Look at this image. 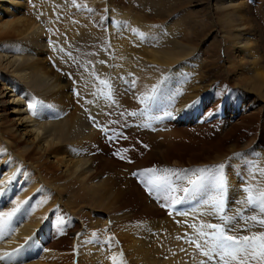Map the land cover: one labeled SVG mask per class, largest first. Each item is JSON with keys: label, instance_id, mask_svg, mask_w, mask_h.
Instances as JSON below:
<instances>
[{"label": "rangeland", "instance_id": "374dc122", "mask_svg": "<svg viewBox=\"0 0 264 264\" xmlns=\"http://www.w3.org/2000/svg\"><path fill=\"white\" fill-rule=\"evenodd\" d=\"M28 1L31 4H28V6L31 7L37 2V0ZM157 1L155 0V2ZM163 1V7L168 11L167 15L163 17L153 15L154 8L150 6L135 12V9L139 6V3L135 0H75V4L73 0L54 1L56 6L54 16H52L54 20L57 21L59 19L60 21V19L67 18L69 28L66 27V30L69 29L71 33L72 31H84L87 36L91 37L89 40L79 41L78 32L74 34L75 39L73 40L76 43H73V45L70 43L72 41L70 36L67 33L64 34L63 40L65 42L63 41L62 44L69 43L67 44L69 48L66 45L62 47V50L66 52L64 54L68 56L64 66L58 64V61L61 59H52L51 54L48 55V51L36 52L37 56L41 57L43 64L48 61L47 65L54 72L52 74L62 75L66 93L65 97H63L65 98L64 112L71 114L75 106H80L82 102H85L86 97L83 94L86 92L83 84L87 79L91 80V82L94 80V83L100 80L102 101L107 103L103 106V119L98 120L94 116L89 115L91 119L92 117L94 118V122H92L88 118L91 127L99 130L100 133H98L97 141L95 140L96 143L93 141L85 142L88 147L94 150L93 156L102 158L96 160L92 175L95 176L94 178H98L94 181L100 184V191L104 197L103 207L105 211L83 205L82 202L75 200L73 195H71L73 193L70 191L56 194L57 191L41 189L39 192V196L48 194L52 196L56 195L46 215L47 219L44 218L43 220L45 222L44 224H46L47 240L42 243V246L39 245L38 249L42 250L46 246V248L61 254L62 256L60 255L58 258L57 254L51 257V260L57 258L58 264H79V250L82 247V242L79 240L83 242L88 241L92 244L97 243L99 238L95 234L98 235V233L107 236L103 244L108 258H103V262H106V264H135L130 259L131 256L126 255L124 241L121 239L119 232L127 230L126 232L129 233L128 231L130 229L134 232L138 229L140 231H146V228L149 229L154 224L155 218L163 217L167 214L169 216L171 211L166 212L165 207L158 206V203L154 202L157 198L163 202L167 201L162 199L165 195L163 192L152 189L151 198L145 195L142 189L136 184L135 179L130 176V172L133 169H137L141 173L142 169H148L153 166L158 170H193L224 164V171L227 172L226 181L228 183L233 177V171L231 169L233 159L243 161L250 158V160L257 159L256 162H258V159H261L259 158L260 156L264 157V83L261 85V90L258 91L259 93H256L239 86L241 82L237 81L238 79L251 82L255 80L256 83H259L263 78L261 75H264V0H239L238 5L225 10L219 9V5L215 6L217 3L214 0ZM105 3L109 6L105 5ZM110 6L119 11L128 12L131 16L134 15L133 17H136V19L140 18L139 23L137 22L136 24H150L149 26L153 24L152 27L157 31L152 30L148 33L150 34L152 32L154 35L156 33V41L153 40L151 42L150 37L144 36L141 42L138 34L142 33L141 29L136 28L135 24L128 27L132 23L125 22L119 15L114 19L109 15ZM237 11L238 14H235ZM27 12L28 14L26 15L29 16L31 11L27 10ZM226 14L232 16H230L229 23L231 25L227 26L228 28L223 25L221 20ZM100 19H105L103 20L104 29L101 27L103 23H98ZM109 19H112V21ZM237 21L242 24H238ZM108 22L111 23L107 28ZM157 25H161L162 28L160 26L158 28ZM234 27L240 30L233 29ZM230 28L231 30H236L233 33L238 35L236 39H233L234 42L225 35L227 31V33L230 32ZM123 29L126 31H123ZM133 29L138 30V32L134 33ZM98 35L101 38L97 37ZM163 38L168 41L182 42L184 45L191 47V50L187 56L172 65L171 70L176 73L175 75L167 78L164 72H159V79L154 83L156 87L155 92H153L154 86L146 91L141 90V87L138 85L137 76L134 75L135 78L132 79V73H128L126 70L119 68L124 64H121L124 61L121 58V54L124 51L118 45V42L125 40L126 44L130 47L129 51L131 54L129 55V60L136 62L138 61L136 55L138 49L145 47L158 49V47H153V45H159V40H163ZM84 41L88 42L83 43ZM239 41L241 42L239 43ZM235 43L239 47H233L231 50L230 45L234 46ZM163 45L170 47L171 44L167 42ZM234 51L238 52L236 54L240 57V59H236L235 61L236 67L232 66L234 63L232 56L236 55ZM69 52H71L70 55H68ZM100 66L103 72L101 76H98L97 71ZM121 74L130 78L128 84L120 81ZM102 78L107 81L106 87L101 83ZM165 79H172V82H169L170 84L168 83V85H164L163 88L159 89L161 87L159 84L167 83ZM132 81H135L134 86L131 84ZM91 82L90 84L88 82L89 86L93 84ZM168 89L172 94L170 91H167ZM104 90L112 94L111 99L106 98L107 96H105ZM77 92L79 96L75 95ZM137 92H141L147 99L156 97L157 106L152 111H147L144 114H137L138 111L135 115L130 114L127 117V110L137 107ZM165 93H170V96ZM125 99L131 100L134 105L128 106L124 104L122 100ZM224 113H228L225 120L221 118V115H225ZM178 115L185 122H181L182 126L179 125L173 128L172 120L174 116L177 117ZM161 116H166L168 122L164 127L165 130L155 132L160 135L159 141L163 143L156 150L151 148L149 144H146L145 139L139 134L148 131L137 132V129L132 128L129 130H133V133L129 134L131 140L127 139L121 142L136 148V151L133 150L127 155L128 158L135 157V161L121 159L124 156V152H116V145H112V143H109L105 139L103 133L104 127H111L112 131H115L120 128L124 129L125 123L130 117L141 120L155 119ZM192 119H197L199 124L193 125V121L191 123L188 122ZM171 135L174 138L167 141V138ZM135 139H138L137 141L139 143L144 141L147 147L143 145L140 147L135 142ZM169 142L172 143L171 147L168 146ZM231 148L234 149L231 150ZM83 149L87 150V148ZM145 152L148 153H146V156L144 154ZM219 153L220 156L216 158ZM140 160L145 162L147 166L136 167L139 165L138 161ZM261 160L264 162V158ZM162 174L164 173H159V175ZM244 181L246 180H240V189L243 188L242 186L248 188V185L243 183ZM178 183L173 182V185L176 186ZM130 184L140 190L142 197L147 198L148 202L146 204L151 203L158 210L150 213L138 204L133 205L134 199H132V194L128 190ZM186 185L185 181L181 186ZM39 186L42 188V185ZM251 192L254 200L256 197L258 198L259 195L255 194V197L254 192L252 190ZM241 193V197H245L244 201H247L246 196L249 193L246 191H242ZM178 194L180 195L181 193ZM197 194H204L206 196L205 200L209 201V203H205L204 201L203 213L193 211V213L198 214L195 219H185L190 221L189 226L185 225V220H182L181 224L195 231L196 226L201 224L200 221L205 222V225L201 224L202 226H207L210 222L218 221L225 225L223 227L225 235H233V224H235L234 221L236 218L226 221L218 219L219 213L223 210H225L224 217L230 218L238 213L233 206L234 202L231 201L228 189L225 193L222 211H216L213 208L211 204V191L207 194L204 192ZM244 194L247 195L243 196ZM67 201L69 203L68 206L66 204ZM242 204L241 211H244L246 209L245 205L252 207L254 203L244 202ZM109 205L111 206L109 207ZM53 210H56L55 213H53ZM107 210L109 211L106 212ZM105 217L109 218L111 225L110 229L104 230V225L106 224ZM105 227L107 226L105 225ZM228 227L229 229H227ZM76 233H79V237H75ZM108 235L119 240L118 247L111 249L107 247L109 245L106 242ZM86 236L90 237L87 238ZM130 236H133V234ZM110 239L111 237L108 240ZM113 251L118 252V257L110 253ZM238 259L240 260V256ZM245 260L246 264H258L250 256L245 257ZM17 262L19 264V260ZM24 264H28V261L25 260Z\"/></svg>", "mask_w": 264, "mask_h": 264}, {"label": "bare ground", "instance_id": "6f19581e", "mask_svg": "<svg viewBox=\"0 0 264 264\" xmlns=\"http://www.w3.org/2000/svg\"><path fill=\"white\" fill-rule=\"evenodd\" d=\"M54 1L37 0L31 7L28 6V0H0V174H2L0 175V191L4 192L3 195H0V210L8 212L15 208L17 204L28 201V204L21 208L20 213H17L20 222L16 225L15 232L10 238H6L3 242H0V252L19 248L21 245H25L27 238L35 236V246L29 247L26 245L19 258L27 260L28 264H58L57 258L61 255L52 249L46 248V246L45 248L48 251L38 249L39 245L42 246V243L47 240V231L45 230L46 224H44L45 222L43 220L50 210L53 199L56 197V195L52 196L51 194L39 196L41 189L54 190L57 191L56 194L70 191L73 193L71 195H73L76 201L82 202L83 205L92 206L105 211L103 207L104 197L100 191V184L94 181L98 178L96 179L94 178L95 176L92 175L95 162L100 157L93 156L94 150L85 144L87 141L96 143L99 133V130L91 127L88 121L89 115L94 116V118L98 120L103 119V106L107 104L102 101L100 80L94 83V80L91 82V80L87 79L83 84L86 92L83 94L86 97L84 100L85 102H82L80 106H75L71 114L66 113L63 108L65 99L63 97H65L66 93L62 75L52 74L54 72H52L51 68L47 65L48 61L43 64L41 57L37 56L38 52L48 51V55L51 54L52 59H61L58 61V64L64 66L68 56L64 54L66 52L62 50V47L66 45L67 48H69L67 45L69 44L68 42L67 44H62L64 41V34L67 33L70 36L72 40L70 42L71 44L76 43V41L73 40L75 39L74 34L79 31H72L71 33L69 29L66 30V27L69 28V21H67V18L60 19V21L59 19L56 21L52 18L56 10ZM135 1L139 3L135 12L150 6L154 8L153 15H157L158 17H163L168 13L163 7V0H158L157 2H155V0ZM238 1L239 0H214V2L217 3L215 6L219 5V9L221 10L235 7L238 5ZM106 3L105 5H108ZM110 7L109 15L114 19L117 18L118 15L121 16L123 18L122 20H125V22L132 23V25L129 24L128 27L135 24L136 28L141 29V32L144 33L145 36L150 37L149 39L151 42L153 40L156 41V33L155 35L152 32L150 34L148 33L149 31L155 30L152 27L153 24L151 26H149L150 24H136L137 22L139 23L140 18L136 19V17H133L134 15L131 16L128 12L119 11L112 6ZM27 10H30L32 14L30 13L29 16H27ZM238 11L235 14H238ZM230 16L226 14L223 16V19H221L223 25L226 27L231 25L229 23ZM234 22L236 23V21ZM240 23L238 22V24ZM243 25L246 26L245 24ZM159 26L161 27V25ZM235 27L233 29L240 30ZM124 30L125 29H123V31ZM229 31L230 32L227 33V31L225 35L231 39V41L236 39L238 35L233 33L234 30L230 28ZM97 37L100 36L98 35ZM90 38L91 37L87 36L84 31L79 32V41L89 40ZM145 40H147V38H145ZM142 41L141 39V42ZM159 41L158 43L160 46L156 44L153 45V47L156 46L158 49L147 47H139L140 49H138L137 47L138 52H136V55L138 61L136 62L129 60L131 52L125 40L118 42V45H120L124 51V53L121 54V58L124 60L121 64H124L119 68L137 76L138 85L141 87V90L146 91L153 87L154 83L159 79V72H164L167 78L175 75L176 73L171 70L172 65L187 56L188 52L191 50V47L184 45L182 42L173 40L168 41L164 38ZM87 42L84 41L83 43ZM167 42L171 44L170 47L163 45ZM240 42L241 41H239V43ZM66 46L64 47L66 48ZM233 47L239 46L235 43L234 46L230 45V49L232 50ZM234 53L236 54L238 52L234 51ZM232 57L234 61L232 66L236 67L235 61L236 59H240V57L237 54ZM98 68L97 75L101 76L103 72L102 67L100 66ZM262 75L261 77L263 78L261 82L258 80L259 83H256L255 80L254 82L242 81L239 79L237 81L241 82L239 86L244 89L259 93L258 91L261 90V85L264 83V75ZM171 80L165 79L167 83L159 84L161 85L159 89L163 88L164 85H168L169 82H172ZM88 82L89 84L90 82L93 84L89 86ZM167 91L169 92L170 90L168 89ZM169 94L168 96H170ZM32 98L43 101L46 105L51 106V109H45V118L37 119L30 114L27 103ZM86 101H90L91 103ZM122 101L128 106L134 105V103L128 99ZM85 109H87V111H85ZM49 112H60L61 118H47ZM132 133L133 130L129 131V134ZM139 134L145 139L144 141L147 142L146 144H149L151 148L155 150L163 145V143L159 141V134L149 132H141ZM173 138L174 136L171 135L167 138V141ZM171 144L172 143L169 142L168 146L171 147ZM83 148H87V150ZM232 149L234 148H231V150ZM146 153L147 152L144 153L145 156ZM219 156L220 153L216 158ZM259 158L263 159L264 157L260 156ZM261 159H258V162H256L257 159L250 160V158L243 161L233 159V164L231 166L233 177L227 183V189L231 201L234 202L233 206L239 213L234 221L235 224H233L236 225V228L233 229V233L237 236L247 235L251 237L264 234V225L260 223L261 220H264V212L261 211L260 206V199L262 194H264V175H262V173H264V162H262ZM138 162L139 165L136 167L147 166V164L141 160ZM250 167L253 168L255 172L254 179H249L248 177V169ZM13 176H15V179H11ZM241 179L247 181L245 185L247 184V187H250L254 195H259L258 198L255 195L257 198V200L255 198V205L253 204L252 207L245 205L246 209L244 211H241V207L243 206L241 192L246 186H242L243 188L241 187L242 189H240L239 182ZM39 185H42V188H40ZM128 190L132 194V199H134L133 205L138 204L141 208L150 213L158 210L157 207L150 202V204H146V202H148L147 198L144 196L143 198L140 190L134 185L130 184ZM245 195L247 194L243 196ZM247 197L248 195L246 199ZM244 200L245 197L243 198V201ZM66 204L68 206V201ZM110 206L111 205H109V207ZM108 211L109 210L106 212ZM197 215V213L192 212L190 215L185 216L175 212L171 213L169 216L167 214L166 216L155 218L154 224H152L149 229L146 228V231H140L139 229L135 232L130 229V231H128L129 233L126 232V229V231H120L119 233L121 239L124 241L125 246H123L125 247L126 255L131 256L130 259H132L135 264H181L187 262V260L189 261L191 246L186 244L181 237L186 233L195 231L187 228V226H183L181 221L186 218L189 220L195 219ZM251 217H255V220L251 219ZM151 229H157V232L151 233ZM131 234H133V236H130ZM95 236L99 238V241L94 244L79 240L82 242L81 250H79V264H106V262L102 260L107 257L103 244L107 236L102 233H98V235L95 234ZM86 237L89 238L90 236ZM110 253L115 256L118 255V252L115 251ZM56 254L57 258L51 260V257ZM255 260L258 264H264V259L260 257H257ZM0 264H4V262L0 261ZM227 264H240V260L237 259Z\"/></svg>", "mask_w": 264, "mask_h": 264}, {"label": "snow or ice", "instance_id": "6c2138e0", "mask_svg": "<svg viewBox=\"0 0 264 264\" xmlns=\"http://www.w3.org/2000/svg\"><path fill=\"white\" fill-rule=\"evenodd\" d=\"M73 3L75 4V0H73ZM133 31L138 32V30L135 29H133ZM138 34L141 38H144L145 36L144 33ZM101 63H103V61H101ZM101 83L107 84V81H101ZM131 84L134 86L135 81H132ZM155 90L156 87L154 86L153 92H155ZM75 95L79 96V93L77 92ZM106 98L111 99V96L108 95ZM146 99V97L141 98L140 102L144 103ZM86 102L91 103L90 101ZM27 108L32 116L36 117L37 119H41L45 118V109H51V106L46 105L43 101H38L32 98L27 103ZM85 111H87V109H85ZM131 115H135V113H131ZM47 118L60 119L61 113L49 112ZM89 118L91 119V117ZM109 139H111V137H109ZM121 159H123V157H121ZM224 170V164L216 165L214 167L196 168L193 170H158L156 168H149L144 169L141 173H139V175L145 177L144 183L148 185L150 195L152 194V189H156L157 191L165 193L162 199L169 202L167 205L169 208L174 209L176 205L183 204L185 200L192 199L197 193L204 192L207 194L209 191H211V204L213 208L216 211H222L224 197L227 190V181ZM160 172H163L164 174L159 175ZM132 175L135 176L137 173H133ZM262 175H264V173H262ZM172 176H175L176 181L179 182L176 186L173 185V181L171 179ZM153 177H155V179H152ZM248 177L249 179L255 178V172L251 167L248 169ZM11 179H15V176H13ZM185 181L187 186H181ZM243 183H247V181H244ZM242 191L249 193L247 201H242V203H255V200L251 195L250 187L244 188ZM178 193H182V195H179ZM3 194L4 192L0 191V195ZM205 203H209V201H205ZM26 204H28V201L17 204L15 208L8 212H3L0 210V242H3L6 238H10L15 232V227L20 222L17 213H20L21 208ZM260 206L261 211L264 212V194H262L260 199ZM161 207H165V204L162 203ZM55 211L56 210H53V213H55ZM169 214L171 215V212ZM178 214L185 216L188 215L186 212H178ZM238 215L239 213H236L233 217H224L222 219L225 221L228 219H235ZM45 219H47V217H45ZM251 219L255 220V217H251ZM260 223L264 225V220H261ZM207 227L216 229L218 234H213L211 240H204L203 244H195L197 249L202 247L208 248V252L205 253V255L215 254L221 259L230 257L231 260L235 261L237 259V255L239 254L240 264H246L245 257L249 256L252 259H256L257 257L264 259V234L251 237L247 235L237 236L235 234L225 235V230L223 227H221V225L209 224ZM235 228L236 225H233V229ZM205 236H208V234L201 233V238ZM26 245L29 247L35 246V236L27 238L25 245H21L19 248H14L12 251L0 252V261H3L4 264H17V261L19 260V264H24V261L19 258L21 257L23 249ZM42 250L48 251L46 248Z\"/></svg>", "mask_w": 264, "mask_h": 264}]
</instances>
